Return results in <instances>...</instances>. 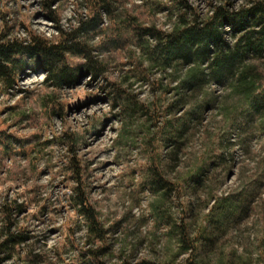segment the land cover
I'll return each instance as SVG.
<instances>
[{
  "label": "trees",
  "instance_id": "obj_1",
  "mask_svg": "<svg viewBox=\"0 0 264 264\" xmlns=\"http://www.w3.org/2000/svg\"><path fill=\"white\" fill-rule=\"evenodd\" d=\"M61 1L45 0L43 6L48 11L41 12L54 23L55 30L60 33L54 41H45L31 32L30 41H9L12 27L2 16L4 27L0 29V88L9 91L17 86L21 76L31 67L25 56L28 59L33 56L37 58L38 66L32 72L51 73L44 86L56 89L72 87L83 74L96 78L107 71L104 60H93L90 56L88 41L94 35L105 37L97 46L100 51H120L131 40L129 44L132 50H128V63L132 68L127 70L121 82L111 83L109 97L113 105L120 108L121 120L128 125L127 128L139 130L143 136L142 148L145 158L151 163V167L146 170V179L159 196L153 205L154 213L157 221L168 228L167 232L174 239L177 249L171 257L163 260L134 259L128 255L121 256L116 264H204L201 252L206 242L211 241L212 232L228 230L246 216L255 184L259 183L257 179L249 181L239 197L217 196L211 176L218 169L228 168L233 161L231 148L234 144L228 139L230 135L236 136L235 144L246 147L249 129L255 127L264 133V68L261 66L264 64V0H245L251 7L242 5L239 11L234 8L235 0H219L217 3L209 1L206 13H201L188 0L158 3L159 10L168 13V24L173 27L171 33L163 32L154 23L142 24L126 10L117 12L114 9L115 0H84L91 18L85 20L79 12L77 22L80 27L65 31L60 27L59 15L51 11V6ZM101 12L108 14L110 32L108 28H101ZM228 27L231 31L226 30ZM76 37H80L79 42ZM145 37L156 40V45L153 47L151 39ZM71 57L87 58L89 63L76 64L72 68L69 67ZM58 64H63V67L58 68ZM177 80L180 83L172 87ZM134 81L149 85L154 100L146 104L139 103L136 94L124 86H131ZM214 85L224 89L225 93L215 95L211 91ZM157 93L160 95L157 96ZM209 108H214L223 117L222 125L216 133H208L209 142L205 146L207 151L184 174L170 177L175 174L180 160L178 153L185 148L187 136L201 123ZM178 112L184 115L178 116ZM140 118L146 122L145 128H141L142 123H136ZM9 137L0 135L3 138L0 139L2 148L12 149V139ZM65 139L69 150L74 151L77 139L71 134H66ZM165 154L172 158L174 166L168 164ZM68 169L70 178L76 184L68 203L77 216L85 221L89 238L86 242L91 244L81 254L92 264H105L101 257L108 249L109 230L102 226L98 212L89 201L84 168L75 155L69 159ZM261 171L264 172V168ZM200 191L207 197L205 206L211 199L213 203L203 216L204 223L195 232L190 231L186 209L184 211L187 213L178 222L171 221L161 209L171 193L178 197H190ZM21 210L22 204L15 200L4 201L0 205L1 222L5 224L0 229V240L3 241L0 243V253L4 254L0 256V264L11 259L16 247L27 238L23 227L12 232L17 226L15 216ZM208 222L213 223L211 229ZM185 253L190 255L182 260L180 257ZM240 264L249 263L244 260Z\"/></svg>",
  "mask_w": 264,
  "mask_h": 264
},
{
  "label": "rangeland",
  "instance_id": "obj_2",
  "mask_svg": "<svg viewBox=\"0 0 264 264\" xmlns=\"http://www.w3.org/2000/svg\"><path fill=\"white\" fill-rule=\"evenodd\" d=\"M189 1V0H188ZM219 2V0H196L195 7L201 13H206L209 10L208 2ZM18 0H0V3H17ZM132 3V0H115L114 9L117 12L123 10L134 15L142 24H157L161 27H167L168 13L166 10H159L158 3L162 0H145V3L140 5L133 4L131 8L126 7ZM238 0H235V4ZM61 6L75 5L74 11L77 14L78 10L85 9L84 0H62ZM35 7V3L31 5ZM26 10L24 5H21L18 11L0 12V21L2 16L8 20L12 27V32L17 24L20 29L26 31L28 25L18 19L19 13ZM166 12L167 16L164 20L158 18V13ZM13 16L12 22L9 21V16ZM45 19L41 12H37L32 16V20ZM69 25L72 21H68ZM104 23V22H103ZM108 32L110 29L108 28ZM12 34V33H11ZM128 40L120 51L101 50V54L108 53L104 61L107 63V71L104 75L93 78L85 87L94 90L95 94H90L83 101L77 100L75 109L89 107L95 103H111L113 109L119 108L113 105L110 100L112 82H121L126 75L128 69L132 68L128 63V50H132V46ZM77 59L71 57L72 63ZM264 68V64L261 65ZM38 72L26 71L18 81L21 82L31 74ZM89 75L83 74L79 76L78 81L72 87L51 88L44 85L38 86L35 91H25L17 86L13 90L3 91L0 88V96L14 98L16 95L23 93L22 100L15 106H7L0 111V116L7 115V119L0 122L6 124L7 128L0 130V135H10V148H2L0 146V184H8L9 187L4 193L3 199L7 202L16 201L22 204V210L15 216V222L18 225L20 218L25 217L27 220L24 226V232L27 235L24 243L16 247L15 256L17 264H92L86 261L81 252L84 248L90 247L91 244L86 241L89 239L86 232L85 221L78 217L76 211L68 203L69 196L66 193L57 195L60 189L68 188L73 180L70 178V170L68 169L69 159L75 155L77 145L84 148L91 147L100 139L107 125L113 120H120L123 123V128L120 130L119 137L113 142L111 149H105L100 155L111 154L116 152V157L113 161L99 164L98 167H93L96 159L83 161L80 160L84 168V181L87 187L90 203L98 212L102 223H109L108 228V249L101 257L105 264H113L119 261L121 256H131L134 259H150L163 260L171 257L176 251L177 246L173 238L170 237L168 228L162 222L157 221L154 213L153 205L159 199L158 193L153 191L146 179V170L139 164L140 159L145 158V152L142 148L143 136L139 130L134 131L132 128H127L121 120V111L113 115H104L102 118L90 120V124L85 126L83 136L71 134L77 139L75 150L70 151L65 142V133L63 136L41 142L40 135L34 134L27 140H21L14 134H11L12 128H21L25 121H28V127L45 129L50 126L52 116L64 119L72 110L73 106L59 102L60 93L66 88H75L83 81L82 77ZM158 77L157 74H154ZM103 78L105 84L100 86L95 83L99 78ZM114 77V79H110ZM125 84V83H124ZM127 87L133 94H143L144 83L134 81L131 86ZM123 86V87H124ZM139 86L141 91L137 93L136 89ZM215 86V85H214ZM212 86L211 91L215 95L219 93V86ZM98 90V91H97ZM151 92V90H150ZM225 93V92H224ZM150 95H152L150 93ZM7 103V101H5ZM220 115L216 113L214 108L206 110L203 120L197 124L189 133L186 139L185 149H190V159L184 163V168L180 172L172 174V176L182 175L197 161L196 152L197 145L203 147L209 142L208 133H212L211 129H218L221 125ZM136 123L141 124V128L146 127V122L143 119H138ZM140 127V126H139ZM113 132L117 129L113 128ZM248 144L246 147H241L234 144L231 148L233 153V161L225 170L218 169L211 176L212 187L216 189L215 194L222 196V189L228 180L233 175H237L236 169L240 167L239 178L242 181L241 187L248 185L251 180H259L255 184L253 191V199L250 203L249 210L241 220L233 225L232 228L224 231L212 232L213 236L210 242H206L201 252V258L204 264H217L218 262H227V264H240L242 261H247L249 264H264V191H261V186H264V133L259 132L257 128L249 129ZM94 137V139H91ZM91 139V143H90ZM252 141H256L255 144ZM20 151H16V147ZM239 146L238 151H233ZM52 147L54 150L49 151ZM67 147L65 153L63 149ZM256 151H253V149ZM136 152V157L132 153ZM74 153V154H73ZM58 157L57 164H53V158ZM252 161L255 167H251L246 161ZM64 161H67L66 163ZM43 163L44 169L41 170L38 166ZM135 163L136 167L131 165ZM181 161L176 168L180 167ZM57 168L59 171L57 172ZM109 168L120 169V171L111 176L109 180H105L103 176L96 177L97 172H105ZM262 173V174H261ZM53 175V182L47 187L41 186L39 180L44 175ZM139 174L140 179L137 180ZM62 177V178H61ZM58 179V183L55 182ZM103 181V182H101ZM114 181V183H112ZM23 188V191L20 189ZM47 188L51 192L46 196ZM16 193L15 198L12 194ZM115 198V199H113ZM207 203V197L204 192H199L196 196L182 195L180 197L171 193L161 206V209L168 215L171 221H180V217L185 216L188 212L187 221L190 223V231L195 232L204 222L203 216L207 213L209 206L213 203V199ZM31 206H37L38 212L28 216V210ZM187 207L190 209H187ZM186 209L187 212L184 211ZM139 213L137 215L136 213ZM74 213V215H69ZM1 214V213H0ZM60 219L65 220V225L62 227H52L57 224ZM2 217H0V222ZM250 221V224H246ZM47 226V227H45ZM255 230L256 243H251V236H245L246 233ZM51 237H57L59 246L49 252L37 254L35 249L41 245L43 240ZM119 245V247H117ZM238 245L245 249L244 253H238L236 247ZM255 247L258 253L255 261L251 258L249 249ZM143 253V255H141ZM13 258V257H12ZM11 258V259H12ZM181 258V257H180ZM9 259V260H11ZM4 264V262L2 263Z\"/></svg>",
  "mask_w": 264,
  "mask_h": 264
},
{
  "label": "clouds",
  "instance_id": "obj_3",
  "mask_svg": "<svg viewBox=\"0 0 264 264\" xmlns=\"http://www.w3.org/2000/svg\"><path fill=\"white\" fill-rule=\"evenodd\" d=\"M50 2V0H49ZM35 3V7H32ZM45 0H18L17 3H7V7H5V4L0 3V12H12V11H18L21 5H24L26 7V10L19 13L18 19L22 22H24L29 27V31H24L19 28L18 24L15 28V30L12 32L11 35L8 36V40H19L21 42L23 41H30L31 37L29 36V32L32 34L42 38L45 41H54V38L59 37L60 33L55 30V25L52 21L45 20L43 18L33 21L31 18L32 16L37 12H45L47 13L48 9L44 8ZM145 3V0H132V3L128 4L126 7L131 8L133 4L142 6ZM163 4H168L169 0H162ZM189 3L195 7L196 0H189ZM244 7H251V5L246 4L245 0H238V3L235 4L234 8L236 11H239L241 6ZM75 5H64L63 7L61 4H55L51 6V11L56 12L60 17V27L63 28L65 31L70 30V28H79L80 24L77 22L78 16L77 11H74ZM80 11V14L84 16L85 20H88L91 18V14L89 11L85 8ZM101 19L103 20V24L101 25V28H109L110 27V21L108 14L106 12L100 13ZM167 16L166 12H160L158 13V18L160 20H164V18ZM14 19H16L13 16H9V21L12 22ZM71 20L72 24L69 25L68 21ZM150 26V25H146ZM4 23L3 21H0V29H3ZM156 27L158 29H161L165 33H171L173 31V27L171 24H169L167 27L161 28V25L159 23L156 24ZM227 31H231L230 27L226 29ZM258 31V29H257ZM146 39H151L150 37H145ZM105 37L100 34L94 35L93 38H91L88 43L90 45V56L93 60H100L103 61L106 59L108 53L101 54L100 49L97 47L100 45L101 41H103ZM76 41H80V37H76ZM232 43H235V41H231ZM156 40L151 39V44L153 47L156 45ZM28 64L31 66L27 69L28 72H32V69L38 66V61L35 56H33L31 59H28L27 56L24 57ZM89 63V60L87 58H79L74 63H70L69 67L75 68L76 64H84L87 65ZM58 68H62L63 64H58ZM51 73L49 71H40L38 74H31L27 78L23 79L21 82L17 84V88L24 89L25 91H35L38 86H42L45 81L49 79V76ZM93 77L92 75H86L82 77V83L75 87V88H66L63 92L60 93L59 102L63 104L72 105V110L69 111V114L66 118V122L64 119L57 118L56 115L52 116L51 118V124L49 127L45 129H38L35 127H28V121L24 122V125L21 128H12L11 134H14L16 137L20 138L21 140H27L31 138L34 134H39L41 138V142L46 140H53L56 137L63 136L65 133H70L77 136H83L85 133V126L90 124V120L88 118L97 119L102 118L104 115H113L115 113L120 112V108H116L115 110L112 107L111 103H95L92 104L89 107L80 108L79 110L75 109V105L77 100L83 101L86 97H88L90 94H95L94 90L91 88L85 87L90 81H92ZM110 79H114V77H111ZM96 84L103 86L105 84L104 79L101 77L97 81H95ZM180 83L179 80L175 82V84L172 85V87H175ZM2 86V85H0ZM215 87V86H214ZM98 91V90H97ZM137 93L141 91L139 86L136 89ZM219 93L221 95L224 94V89H219ZM157 96L160 95L159 93L156 94ZM23 98V93L20 95H16L14 98L9 99L5 96H0V111H2L7 106H15L17 105ZM202 99V97H201ZM154 100V97L150 95V86L144 85L143 88V94L137 96V101L141 104H146L150 101ZM7 101V103H5ZM178 116H183V112H178ZM8 117L0 116V122L6 120ZM219 119H223V117H218ZM7 128L6 124L0 123V130H4ZM117 129L116 132H113L112 129ZM123 128V123L120 120H113L111 123L107 125L105 128L103 135L100 137L98 141H96L94 144H92L91 147L84 148L81 145H77V151L75 153L76 158L88 161V160H94L96 159V163L93 164V167H98L99 164L106 163L113 161L116 157V152L113 151L111 154H105L100 155V153L104 152L105 149H111L113 147V142L119 137L120 130ZM213 133L217 132V129L213 127L211 129ZM227 131V130H226ZM3 139V138H0ZM91 139H94L92 137ZM90 139V143H91ZM229 141L233 144L236 143V136L230 135L228 137ZM253 144L256 143V141H252ZM239 146H237L236 149H233V151H238ZM16 151H20V148L17 146ZM54 149L52 147L49 148V151H53ZM65 153H67L68 149L65 147L63 149ZM190 149H185L184 151H181L178 153L180 157V167L176 168V172H180L184 168V163L190 159ZM207 151V149L201 145H197V152L196 157L199 158L203 155V153ZM253 151H256L254 148ZM136 152L132 153L133 157H136ZM168 160V164L170 166H174L172 163V158L168 157L167 154H165ZM58 157L53 158V164H57ZM65 163L67 161H64ZM251 167H255V164L252 163V161H246ZM139 164L144 167L145 170L151 167L150 160L148 158L140 159ZM132 167H136V164L133 163L131 165ZM41 170L44 169L45 165L41 163L38 166ZM59 171V168H57V172ZM120 169H114L109 168L105 172H97L95 175L96 177L103 176L105 180H109L112 175L118 173ZM237 175H233L230 180L227 181V183L224 185V188L221 190L222 194L225 197L228 196H241L244 192V188L241 187L242 181L239 178L240 173V167H237L236 169ZM62 178V177H61ZM140 179L139 174L137 175V180ZM54 178L53 175H44L40 180L39 184L41 186L47 187L53 182ZM55 182H59L58 179ZM103 182V181H101ZM114 183V181H112ZM76 186L75 181L71 183V185L64 189H60V191L57 193V195H60L61 193H66L68 195L72 194V189ZM9 187L8 184H0V205L4 204V193L6 192V189ZM20 191H23V188L20 189ZM261 191H264V186H261ZM51 192L50 188H47L45 195L47 196ZM13 198H15L16 193L14 192L12 194ZM115 199V198H113ZM37 206H31L28 210V216L38 212ZM139 215V213H136ZM74 215V213L69 214ZM0 217H2V214H0ZM27 220L25 217H21L19 224L12 229V232L15 233L17 231V228H21L26 226ZM246 224H250V221H246ZM65 225V220L60 219L57 224L52 225V227H62ZM105 229L111 227V224L109 223H103L102 225ZM5 224L3 222H0V229L4 228ZM47 227V226H45ZM208 227L211 229L213 227L212 222H208ZM251 236V243L255 245L256 243V232L255 230L246 233L245 236ZM6 238V237H5ZM3 241L0 240V243ZM59 246V240L57 237H51L47 240H43L41 242V245L35 249V252L37 254H43L45 252H49L50 250H53L55 247ZM91 247V246H90ZM119 247V245H117ZM233 247H236L238 253H244L245 249L243 247H239L238 245H233ZM87 251V249H85ZM251 258L253 261H255L258 253L255 251V247H252L249 249ZM3 253H0V256H3ZM143 255V253H141ZM189 253H185L184 256L181 257L182 260L187 259ZM91 260L92 257H89ZM4 264H17V258L13 256L11 260H5ZM113 264H116L115 261H113Z\"/></svg>",
  "mask_w": 264,
  "mask_h": 264
}]
</instances>
